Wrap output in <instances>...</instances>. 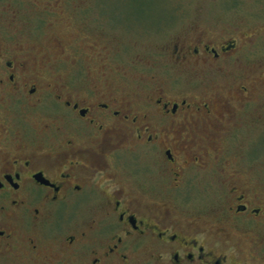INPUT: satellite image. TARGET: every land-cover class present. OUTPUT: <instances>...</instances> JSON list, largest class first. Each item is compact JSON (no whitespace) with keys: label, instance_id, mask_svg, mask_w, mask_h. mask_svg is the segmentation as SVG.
<instances>
[{"label":"flooded vegetation","instance_id":"af4514ba","mask_svg":"<svg viewBox=\"0 0 264 264\" xmlns=\"http://www.w3.org/2000/svg\"><path fill=\"white\" fill-rule=\"evenodd\" d=\"M102 6L0 0V264L256 263L247 233L264 228V200L229 166L227 140L264 125V78H246L252 89L219 84L236 39L200 31L174 38L163 58L204 87L153 75L148 91L119 85L101 45ZM23 12L67 25L68 44L55 35L39 56L5 32ZM211 191L214 204L193 205Z\"/></svg>","mask_w":264,"mask_h":264},{"label":"rangeland","instance_id":"374dc122","mask_svg":"<svg viewBox=\"0 0 264 264\" xmlns=\"http://www.w3.org/2000/svg\"><path fill=\"white\" fill-rule=\"evenodd\" d=\"M98 3L103 5L99 28L104 32L101 37L105 42L101 45L108 47L107 68L119 85L130 88L143 86L148 91L149 77L153 75L159 80L163 78L164 84L182 90L196 85L199 87L195 77L176 73L170 68L167 59L163 58V49L171 46L177 36L200 31L236 39V54L229 59L227 71L216 77L219 84L226 81L230 86L238 83L252 86L253 80L246 78L257 76L260 82L264 78V0H98ZM76 16L75 10L68 9L67 23L71 24L73 18L75 23ZM17 19L24 23L16 22L8 29L5 27V32L21 35L24 44L35 45L39 56L53 52L55 35L60 36L65 44L69 42L63 36L67 25L50 27L48 19L40 12H23ZM105 27L115 28V31ZM90 69L92 78L97 77L95 71L99 66L92 63ZM259 89L260 99L264 101L263 82ZM261 106L260 115H264V104ZM227 152L228 159H235L229 166L245 169L248 173L246 179L250 183V177L253 178L259 188L257 194L264 200V125L259 130L255 127L253 132H236L227 140ZM128 159L132 165L141 161L139 155H128ZM200 190L204 188L200 187ZM214 197L213 192L211 199L195 195L193 205L200 207L201 202L214 204ZM247 234L248 238L255 239L253 242L258 247L255 255L257 262L255 260L254 264H264V228L258 229L256 237L252 232Z\"/></svg>","mask_w":264,"mask_h":264}]
</instances>
